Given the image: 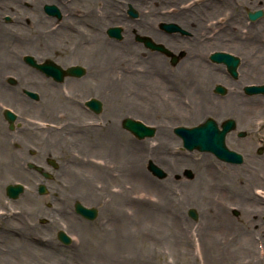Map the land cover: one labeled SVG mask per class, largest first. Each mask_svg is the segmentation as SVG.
Masks as SVG:
<instances>
[{
    "label": "rangeland",
    "instance_id": "rangeland-1",
    "mask_svg": "<svg viewBox=\"0 0 264 264\" xmlns=\"http://www.w3.org/2000/svg\"><path fill=\"white\" fill-rule=\"evenodd\" d=\"M48 1H55L56 3L57 0H25L23 4H16L13 0H0V23L6 28L5 31L7 32H19L21 41H23L24 46H26L27 42L35 41V36L40 32L45 34L46 26H51V24L54 28L59 26L60 20L48 18L43 12V6L45 4H55L49 3ZM79 1L82 3V0ZM145 1L146 4L144 5L143 14H140L133 7H130L131 5L129 6V4L124 2L123 4H119V12H123V17L129 21H137L138 19H141L143 22L151 21L155 25V28L162 34V30L159 28V24L162 20L157 23L155 17H157L158 20H165L162 22L171 21V24L179 22L178 20L174 22L176 15L178 16V19L179 16L184 17L186 20L188 18L189 23L204 25L206 30H200L201 40H214L215 44L220 46L214 51L231 54L240 59L239 67L244 66V68L242 71H239L237 78L234 79L226 72L224 66L209 62L210 60H208V57L213 51L207 49L202 54L203 59L212 66L210 68L212 71L223 74L225 77L232 80L231 82L236 85V91L238 86L240 87L239 90L241 91V97L243 99H248L247 101L251 103L250 105L245 106L247 115L244 117L234 112H222L216 109H200L195 111L194 99L190 93V89L194 87L193 83H186L185 85L177 86L180 90L181 104H184V108H191L190 110L184 108L179 110L171 104L170 106L166 104L152 106L153 110H149L148 107L143 104L151 106V104L156 103V101L147 102V100L149 97L148 88L157 77H147L145 78V83L140 82L138 78V83L131 82L130 89L133 92L131 98L145 107L144 112L147 116L142 115L133 109L126 111L127 113H131V119L137 120L146 126L154 127V129H156V134L153 138L138 140L132 134L122 129L121 122L126 115L120 117L118 116L117 111L113 110V105L115 108L118 105L114 94L112 96L114 98L113 102L110 101L107 106L104 105L101 115H98L95 119L94 117L85 114L82 109L83 103L86 99H76L72 97V92L66 91L65 85L68 78L65 79L62 84H59L58 90L54 91L58 98L56 101L57 109L54 113L55 116L54 118L46 120L52 122L53 126L40 124L38 127L43 129L54 127L49 129L58 132L60 135L58 136V139L63 140L60 145H67L69 142L74 143L78 139V133L85 130L88 135L95 136H99L98 131L95 130H100L99 132L102 134L101 136L104 137L106 132L105 127L108 123L107 125H110L111 130L110 134L116 137L117 143H120L119 148H121L122 144L124 145L127 154L125 157L119 155V158L106 157L104 154H99L97 157H82L83 160H80L81 163H79V165L77 164L76 167H73L70 164L69 159L72 156L71 154L76 156L77 152L73 148L72 150H69L65 147L62 151L60 150V152H62L61 155H56V157H54V159L58 161L59 167L52 173L53 180H51V182H46L48 186L47 189H49L47 194L43 196L38 195L34 188L30 187L31 185H28L29 182L34 184L36 181L35 175L37 174L35 172L24 168L26 172L24 174L19 172L20 176L9 175L13 176L10 178L11 182L17 180L26 185L25 193L19 200H23V198L34 199L36 202H4L6 196L4 190L0 189V210L5 212V215L8 217H11L8 223L0 222V225L8 226L10 231L15 230L17 233L21 231V234L18 236L12 234V237H9L6 243H10V246L12 245L13 247H20L21 244L17 243H19V241L25 242V240H27L25 243L22 242L24 244L22 245V249L25 247V252L22 251V256L19 254V250L10 253H2L0 254V264H73L74 261H78L74 256L81 260L87 258L85 252L76 253V250L74 249V245L80 242L81 246L84 245L88 247L89 251L94 250L93 247H95L96 253L91 254V259L88 264H101L102 261L100 259L103 256V253H101L102 248L107 249L106 253L109 255L113 253V246L118 242L117 250H120L121 253L123 250H131L134 248L132 251L136 259L133 264H205L203 260L205 255L201 250V245L205 246L202 238L205 237V235L198 234V228H200L202 223L201 217H204L205 214L206 218L209 217L207 209L205 208V205L203 207L193 206L197 210V215L195 220H192V218L188 216V209H190V207L185 205H191L194 204V202L203 203L199 200L192 199L190 196L194 193L197 181H199L200 178H204L203 172L206 170L204 164H208V166L205 167H209V162H211L215 165V169L218 170L216 172L219 174L218 182L214 181L216 173L209 177V181L211 182L213 177V183L224 182L223 173L227 168L225 167V163L217 160L210 154L194 150L191 152L184 150L181 146V141L174 135L173 129L176 127H194L204 121L206 117L215 120L217 123L225 118H233L232 120H236V130L235 133L232 132V135L235 138L236 136H234V134L245 133L247 136L245 142L238 138L236 143H240L242 146L250 144V152L249 156L244 157V162L241 165L230 166L227 164L229 167L228 169L233 173L240 174L241 171L252 172L250 167L253 166V162H259L260 166L263 164L264 167V157H259L262 154H258L259 150H262V148L264 150V143L260 141L264 139V127L260 130L262 125H264V96H247L243 92V89L246 86H258L264 84V0ZM5 5L12 8L18 14L17 16L19 19L11 10L4 9L3 7ZM130 8L137 14L135 17L136 19L130 17L128 14ZM157 8L162 9L160 14L157 13ZM79 9L85 12L83 6H80ZM255 11L262 12V16L254 22L248 21L247 13ZM66 16L71 17L70 20L73 21L75 28L81 31H84L87 28L88 22L83 19L81 14L78 13V15L71 16L63 12L62 17L66 18ZM153 17L154 19H152ZM6 18H8L7 22L5 21ZM48 21H51V23ZM117 27L122 28V26L119 25ZM206 32H209L208 35H205ZM177 34L181 35L180 33H172L170 36H175ZM60 35L62 36V39L59 40V43L62 46L63 41H66L64 46L69 45V48L71 49L75 47L76 43H72L71 40L64 39V35ZM102 35L108 41L114 43L120 42L122 39L121 37L120 40H110L111 38L106 35V29L102 32ZM5 36L7 39L10 38L7 35ZM137 37L141 36H135L132 40V43L135 44V49H140L139 47L141 46L144 54H148L149 50L143 48L144 46L136 39ZM177 37L181 38V40L186 39V45L190 43L189 38H182L178 35ZM172 39L174 41L177 40L175 37H172ZM38 42L42 44L41 41H36L35 43ZM9 46L10 41H7L6 44H0V54L3 56H9ZM168 48L169 47L165 49L171 53ZM31 52L35 51L31 50L29 53L33 55L38 62L50 59L61 66V63L63 62H60V57L66 52V50L64 47L58 48V55L50 50L48 56L38 55L36 52ZM23 54L25 55V53ZM171 54L172 55L170 56L158 54V57H160L163 62L167 61V66H170V60H172L173 55L174 57L178 56V54L174 52ZM24 55H17V57H19V64L22 66V69L33 71L22 62ZM256 64L263 68L260 73L258 72V68L256 70L253 69V65L256 66ZM75 65L83 66V64L79 63H76ZM172 65L173 64H171V67H173ZM66 66L70 65L66 64ZM170 69L173 70L175 68ZM244 71H247L248 74L249 72H254L257 73V75L247 78L243 75L244 80L240 79ZM181 77L194 81L195 76L194 74H189ZM202 86L199 88L203 91H207L209 97L212 99L215 97L213 94L218 97H222L225 94H219L214 90L216 86L224 87L222 86V83L214 84L209 79L208 82L204 81L203 84L202 80ZM258 99L262 102H258ZM39 103L42 104L44 101L41 100ZM73 103H76L80 108H73L70 105ZM110 109H112V111ZM208 110H212V112ZM249 116H251V118L247 125L239 123V119L246 121ZM258 120V124L261 125L260 127L258 126L259 128L256 126ZM37 122L39 123L41 121L39 120ZM143 146L148 150L146 151ZM241 148L242 147L240 146H236L232 148V151L240 154ZM131 153L134 155L132 158H135L136 164L132 163L122 170V162L124 164L123 166H125ZM154 153L159 155L162 159H158ZM140 154L143 156H140ZM249 157H251V159H249ZM98 159H101L103 164L99 165ZM38 160L39 159L33 157L28 159L27 163L32 161L37 163ZM205 160L209 161L205 162ZM149 164H154V166H157L162 170L164 169L167 173L165 174V177L158 179V177L149 170ZM106 170L107 175L105 174ZM88 171L90 172L89 174L87 173ZM258 171L260 175L263 174L264 176V168L263 170H257V172ZM70 172L72 173L71 177L73 178L71 180ZM239 181V184L241 185L242 179ZM70 184L74 185L71 189ZM76 186H78L77 189ZM216 187L219 188L218 191H221V186H219V184H217ZM253 187H256V185L251 184V188ZM92 191L96 192V198L92 196ZM121 193L127 195L129 200L132 199V201L126 202L122 196H118L121 195ZM55 194L56 198L53 200L52 195ZM166 196L171 199L170 202H164ZM209 196L211 198V193ZM74 201H79L88 207L97 208V218L92 222H87L75 215L74 212H72L73 208L71 207V204ZM52 202H57L53 207L54 212L52 218L57 222L58 228L51 223H48V225H52L53 230H69L66 232L72 237L73 243L67 247L58 241L56 233L50 234V231L41 235L40 232H36L37 235H39V238H29V235L32 233L31 228L33 227V229L40 231L39 227L42 223L39 221L45 219L47 222V218L49 217L48 213L47 215L44 213L40 214L39 212L34 214V210L30 213L28 207L35 205L39 208H43V205H51ZM123 202H126V205L123 204ZM20 203H25L24 207L27 209L25 210L27 215V226L25 228L24 226H18L19 218H13V216L16 215L14 212H18V206ZM170 209L175 211L176 215L181 216L186 222L182 223V227L187 234L185 238H187L188 241L183 245H179L177 237L175 236L178 229L172 230V223L168 220ZM138 217L140 218L139 221ZM150 218L152 220H150ZM154 219L155 223L153 222ZM69 222L74 226L73 230H78L81 234L80 236L79 234L76 235L72 230L70 231ZM25 236L27 239H25ZM14 237H17V239H14ZM15 240L17 243H15ZM103 241L106 242L105 247ZM43 242H45L44 246ZM49 243L54 244V246L57 247V253H48L41 250L42 248H51ZM178 245L183 247L185 253L178 249ZM125 246H127V248H125ZM5 250L6 248L2 246L1 251ZM121 253H119V255ZM79 263L82 264L80 261Z\"/></svg>",
    "mask_w": 264,
    "mask_h": 264
},
{
    "label": "bare ground",
    "instance_id": "bare-ground-1",
    "mask_svg": "<svg viewBox=\"0 0 264 264\" xmlns=\"http://www.w3.org/2000/svg\"><path fill=\"white\" fill-rule=\"evenodd\" d=\"M13 1L16 4H23L25 2V0ZM48 2L55 3V1ZM123 2L129 4V6L131 5L130 7H133L140 14L144 13L143 9L146 4L145 0H82V3H80L79 0H57L55 4L59 8L61 14H63V12L71 16L78 15V13L81 14L83 19L88 22L87 28L84 31H81L74 27L73 21L70 20L71 17H62L57 28L52 27V24L51 26H46V33L44 34L40 32L35 36V41L27 42L26 46H24V42L21 41L19 32H7L5 31L6 28H4L0 23V44H6L7 41H10V46L8 48L10 55H5L7 57L6 58L0 54V86L3 79L9 76H18V87H22L24 85L28 88H34L35 91L39 92V95L48 93V84H41V80L38 84L36 82L35 84L33 83L34 81L28 78V70L22 69L17 55H24L23 53H25V55H31L29 53L31 50L35 51L38 55L40 54L43 56H48L49 51L52 50L56 55H58L57 49L64 47L66 52H64L60 57V62H63L61 63V66L79 63L83 64L85 69V75L82 78L76 80L70 79L66 81V91L72 92V97L76 99L82 98V100H84L86 96L96 98L103 104V106H107L110 101L113 102L114 98L112 96L114 94L118 105L116 108L113 105V110L117 111V114L120 117L124 115H126L125 117H131V113H127L126 110L132 109L147 116L144 112L145 107L131 98L133 92L130 87L131 82L138 83V78L140 82L145 83V78L151 76L157 78L153 80V83H151L148 88L149 97L147 102L156 101V103L151 104V106L143 104L148 107L149 110H153L152 106L154 107L161 104L169 106L171 104L179 110L184 108V104H181L180 102V90L177 86L185 85L186 83H193L194 87L190 89V93L194 99L195 111L200 109H216L222 112H234L238 115L241 114V116L244 117L247 115L245 106L250 105L251 103L247 101L248 99H243L241 97V91L239 90L240 87L238 86L236 91L235 83L231 82L232 80L228 79L223 74L212 71L210 69L212 67L210 63L202 57L203 52L207 49L214 51L220 47L215 44L214 40H201L200 30H206L204 25L189 23L188 18L186 20L184 17L179 16L180 21L176 15L174 22L178 20L179 22L176 23L188 31L191 36L189 38L190 43L186 45L185 39H177L174 41L172 37L165 36L160 33L151 21L143 22L141 19H138L137 21H129L124 18L123 12H119V4H123ZM80 6L84 7L85 12L79 9ZM3 8L11 10L19 19L17 16L18 14L8 5H5ZM161 10L162 9L159 8L156 9L158 14L162 12ZM152 19H154V17ZM161 20L163 21L164 19L158 20V18L155 17V21H157V23ZM48 22L51 23V21ZM118 25L123 28L121 32V41L117 43L108 41L102 35V32L111 26L115 27ZM208 33L209 32H206L205 35H208ZM60 34L64 35V39H69L72 43H76L75 47L71 49L69 48V45L64 46L66 41H63L62 46L59 43V40L62 39ZM135 34L149 36L154 41L165 44L174 52L185 50L184 56L175 67L166 66L160 57L146 53L145 55L141 48L135 49V44L132 43V38ZM5 35L10 38L7 39ZM36 41H41L43 45L39 42L35 43ZM170 68L175 69L171 70ZM243 68L244 66L239 67L238 72L242 71ZM257 68L259 69V73L263 70L260 65H253L254 70ZM189 74H194V81L181 77ZM243 75L247 78L257 75V73L249 72L248 74L247 71H244L240 78L244 80ZM209 79L214 84L222 83V86L226 89V93L223 97H213L212 99L209 97V93L207 91L200 89L202 86V80L204 84V81L208 82ZM0 93H2L1 88ZM57 100V95H55L54 99L49 102L54 110L57 109ZM258 102L262 101L258 99ZM70 105L73 108H80L76 105V103ZM12 106L21 118L24 127L39 130V127L33 122H30L28 118L24 119V115L28 111V108L25 105L12 104ZM184 109L190 110L191 108ZM110 110L112 111V109ZM208 111L212 112V110ZM17 113L15 114L17 115ZM107 124L103 140L104 148L102 149L104 155L106 157L115 158H119V155L125 157L127 152H125L124 145L122 144L121 148H119L120 143H117L116 137L110 134V125ZM28 130L29 129H26L27 132ZM39 131H43L42 134H46L47 138L60 136L56 130H49L46 128L40 129ZM86 133V130L82 131L80 136L84 137ZM61 142L62 140H60V143ZM143 148L146 151L148 150L144 146ZM133 156L134 155L131 153L129 160L125 163V166H123L124 164L122 162V170L127 168V166L132 163L136 164L135 158H132ZM140 156L143 155L140 154ZM156 157H158V159H162L159 155H156ZM207 161L209 160H205V162ZM252 164L253 166L250 167L252 172L241 171L240 174L233 173L228 169L229 167L225 165L227 170L223 173L224 182L222 183H213V177L212 182L209 181V177L215 174L218 170L215 169V165L211 162H209V167H205L208 166V164H204V168L206 169L203 172L204 178H200V180L197 181L194 193L190 196L192 199L199 200L203 203L194 202V204L185 206L203 207L205 205V208L207 209L209 217L206 218V214L204 217H201L202 223L200 228H198V234L205 235V237H202L205 246L201 245L202 253L205 255L203 258L205 264H210V262L211 264H264V258L255 259L252 257L253 249L254 247H257V243L255 240L251 241L249 238V231L251 232L252 229H255L257 231L256 234L261 235L262 243L264 245V206L260 204L261 198L264 200V176L263 174L260 175L259 171L257 172V170H259L258 166H260V163L253 162ZM87 173L89 174L90 172L88 171ZM105 174L107 175V170L105 171ZM240 179H242L241 185L239 184ZM214 181H219L218 173H216ZM1 183L2 182L0 181V186ZM217 184L221 186V191H218L219 188L216 187ZM251 184L257 186L251 188ZM255 189L260 190L263 196L259 197L254 195L253 192L255 193L257 191ZM123 193L118 196H122L126 202H131L132 199L129 200L128 196ZM210 193L211 198L209 196ZM92 195L96 198V192L92 191ZM170 200L171 199L168 196L164 198V202H170ZM18 202L29 201L23 198V200H19ZM124 203L125 202H123V204ZM24 204L25 203L19 204L21 206V211L17 217L22 216L25 213V210H27L24 207ZM232 208H237L240 219H242L245 223L242 222L243 229L234 233V236L229 240L225 237V235H221L219 233L214 234L212 230L222 229V225L226 224L228 221L227 215ZM33 210L34 214L37 212L40 214L46 212L44 209L35 205L28 207V211L30 213ZM169 213V218L171 220L168 217L167 218L169 222L171 221L172 223V230L178 229L175 236L177 237L179 245H183L188 241L187 238H185L187 234L182 227V223L185 221L181 216H177L175 211L170 209ZM151 218L150 220H152ZM139 220L140 218L138 217V221ZM153 222L155 223V219ZM52 224L58 227L55 222ZM117 244H119V242L114 244V251L109 255L106 253L107 249L104 250L103 256L100 259L102 261L101 264L134 263L136 259L132 251L134 248L131 250H123L121 253L120 250H117ZM179 245L178 249L185 253L183 247ZM125 248H127V246H125ZM22 250L25 252V247ZM46 251L48 253L58 252V250ZM82 252L87 254V258L81 260L80 258L74 256V258L78 261H74L73 264H80L79 261L82 262V264H88L91 259V254L93 253L90 252L86 246H82L77 253ZM119 253L121 254L119 255Z\"/></svg>",
    "mask_w": 264,
    "mask_h": 264
},
{
    "label": "flooded vegetation",
    "instance_id": "flooded-vegetation-1",
    "mask_svg": "<svg viewBox=\"0 0 264 264\" xmlns=\"http://www.w3.org/2000/svg\"><path fill=\"white\" fill-rule=\"evenodd\" d=\"M182 56H184V52H180ZM38 76L33 79L30 77L33 83H39L41 79V75L39 73H35ZM40 75V76H39ZM35 83V84H36ZM0 88L2 89V93H0V181H4L6 179L7 175L10 174H17L18 169L25 168V157L30 156H39L40 153L44 154H52L53 152H56L55 148L53 146H42V139L41 136L37 135L35 131L30 132L26 131V127L22 126L21 124H15V127L13 131L10 129V124L7 123L3 116V110L6 105L9 103L12 104H21L16 98L11 96V88L6 86L5 80H2ZM49 100L51 101L52 98L49 97ZM28 111L24 115V119L30 118H41V119H51L52 118V112L50 110H47L44 112L43 109L41 110H35L32 109L33 105L29 104ZM241 116V114H239ZM249 119L246 121L243 119H239L240 124H248ZM236 122V120H235ZM235 130H236V123H235ZM235 130L232 131L235 133ZM230 132L226 135L225 143L226 146L230 149L236 146L242 147L240 149V153L245 156H249V150H250V144L241 145L240 143H236L237 139L243 140L245 142V138L247 137L246 134L240 135L238 133L235 138L233 137V133ZM27 143L30 144L31 149H28ZM92 152L97 153L100 149V144L97 142L96 144L92 145ZM75 148H78V144H74ZM39 149V150H36ZM89 151V152H90ZM261 153L264 154V150L262 148ZM49 157V156H47ZM264 200H260V204L264 206ZM245 223L242 219L239 217V212L237 211V208H232V211L228 213V221L226 224L222 225L221 230H216V232H224L228 237H233L234 233L238 232L239 230L243 229V223ZM226 231V232H225ZM257 233L255 229H252V231H249V236H253ZM17 236V232H13ZM259 234V233H258ZM261 236V235H260ZM104 247H105V241ZM100 244V243H99Z\"/></svg>",
    "mask_w": 264,
    "mask_h": 264
},
{
    "label": "water",
    "instance_id": "water-1",
    "mask_svg": "<svg viewBox=\"0 0 264 264\" xmlns=\"http://www.w3.org/2000/svg\"><path fill=\"white\" fill-rule=\"evenodd\" d=\"M45 9L48 14H52L55 12L54 8L46 7ZM130 14L132 16H135V14L132 11H130ZM261 16H262V12L260 11H256L254 13H248V18L251 21H255L257 18ZM164 28L167 30L170 29V27L167 25H165ZM108 35L110 37L119 38V30L110 29L108 31ZM211 59L215 62L225 63L228 66L231 74L234 77L236 76L235 68L238 65V59L230 55H227V54H216V55H213ZM28 61L29 63L33 64L32 60L28 59ZM50 72H52L55 75V77L58 78L59 80L62 78V75L64 73L69 74V75H76V76H80L82 74L81 69L79 68H71V69H68L66 72H61L59 69L54 68L53 70H50ZM247 92L264 93V86L259 87V88H255V87L248 88ZM96 104L97 103L95 101L89 103V105L93 109L97 110L98 105ZM123 125L125 129L129 130L139 139H142L144 137H151L154 134L153 129L147 128L143 126L142 124L133 122L131 120H125ZM216 130L217 129L214 126L213 122L211 120H207L203 125L196 127V128H191V129L178 128L175 130V133L182 138L184 147L189 151L193 149H198L199 151H202V152H212L218 158L224 161H228V162L230 161V162H235V163L240 162L241 159L238 155L224 151V149L222 148L224 132H222L221 134H218ZM149 169L155 175L159 177L162 176L160 171L157 170L154 166L150 165ZM20 192H21L20 187H9L7 190L8 195L12 198H16ZM76 211L80 213L81 215H83L84 217H87L89 219H93L95 217L94 210H86L83 207L79 206L78 204L76 205ZM59 238L64 243H68V239L63 234H59Z\"/></svg>",
    "mask_w": 264,
    "mask_h": 264
}]
</instances>
